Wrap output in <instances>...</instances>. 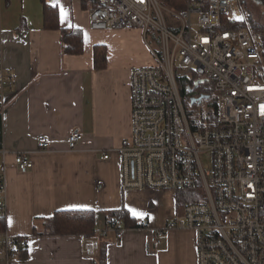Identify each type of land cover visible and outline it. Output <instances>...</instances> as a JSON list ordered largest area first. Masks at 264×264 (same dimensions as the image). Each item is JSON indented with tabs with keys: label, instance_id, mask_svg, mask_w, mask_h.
<instances>
[{
	"label": "built area",
	"instance_id": "1",
	"mask_svg": "<svg viewBox=\"0 0 264 264\" xmlns=\"http://www.w3.org/2000/svg\"><path fill=\"white\" fill-rule=\"evenodd\" d=\"M78 1L90 2L92 31L140 30L152 59L130 75L131 134L115 149L121 185L180 194L186 203L163 228L141 219L138 230L155 245L169 230L193 231L196 264H264V31L250 27L239 0H185L179 11L159 0ZM223 19L243 28H225ZM193 76L214 86L212 127L189 125L177 79ZM82 140L70 132L68 149ZM36 141L50 147L44 135ZM13 162L22 172L33 167L24 152ZM124 231L113 221L101 235L121 239ZM82 239L84 256L94 257L99 240ZM0 245L9 259L27 251L25 239L0 236Z\"/></svg>",
	"mask_w": 264,
	"mask_h": 264
},
{
	"label": "crops",
	"instance_id": "2",
	"mask_svg": "<svg viewBox=\"0 0 264 264\" xmlns=\"http://www.w3.org/2000/svg\"><path fill=\"white\" fill-rule=\"evenodd\" d=\"M58 12L62 28H80L82 55H62L60 33L44 29L42 0H0L1 136L0 216L5 234L27 240L25 259H9L0 245V264H95L85 257L82 237L33 236L42 220L55 212L92 210L96 231L105 245L106 264H196L195 234L172 229L158 245L149 231L130 229L121 239L101 233L109 211L125 208L153 229L181 215L179 194L124 191L115 149L131 134L130 75L152 63L140 30L92 31L83 3L44 0ZM106 50L104 68L94 67L93 46ZM83 140L69 150L67 136ZM50 142L37 147V136ZM24 152L32 169L19 171L13 155ZM109 154V159L103 156ZM143 213L133 216L129 209Z\"/></svg>",
	"mask_w": 264,
	"mask_h": 264
},
{
	"label": "trees",
	"instance_id": "3",
	"mask_svg": "<svg viewBox=\"0 0 264 264\" xmlns=\"http://www.w3.org/2000/svg\"><path fill=\"white\" fill-rule=\"evenodd\" d=\"M163 5L176 11L185 8V0H159ZM241 2V0H239ZM264 4V0H257ZM43 19L44 29L56 30L60 33V52L62 55L79 56L84 51V36L80 28H62L59 25L58 12L47 5L44 0ZM84 7V6H83ZM225 28L242 29L243 25L228 23L223 19ZM256 30H263V27L253 25ZM264 52V51H263ZM94 67L104 68L106 65V50L104 46L95 45L92 50ZM177 85L185 108L189 125L193 130L202 127H212L216 122V96L214 86L207 82L197 83L195 76L190 79L179 78ZM206 96L199 104H191V99L199 96ZM0 133H1V100H0ZM2 147V136L0 134V148ZM1 188V182H0ZM1 191V190H0ZM180 195V194H179ZM177 208L181 209L186 203L177 199ZM113 221H120L125 230L139 229V220L132 218L125 208L109 211L106 214V224ZM42 228L34 229L33 236H77L87 240L98 239L99 249L95 264H106L105 245L101 243V236L96 231L95 212L92 210H67L55 212L52 216L42 220ZM7 229L6 218L0 216V234H5ZM19 238V237H18ZM25 239V238H19ZM27 252L22 250L17 255V260L26 258Z\"/></svg>",
	"mask_w": 264,
	"mask_h": 264
},
{
	"label": "rangeland",
	"instance_id": "4",
	"mask_svg": "<svg viewBox=\"0 0 264 264\" xmlns=\"http://www.w3.org/2000/svg\"><path fill=\"white\" fill-rule=\"evenodd\" d=\"M240 5L242 7V10L247 18L250 27L254 31H263L258 29L256 30L255 28H253V25L264 28V4H262L257 0H241ZM83 6H84V13H86L87 16L89 11L91 10L90 2L88 4L84 3Z\"/></svg>",
	"mask_w": 264,
	"mask_h": 264
},
{
	"label": "water",
	"instance_id": "5",
	"mask_svg": "<svg viewBox=\"0 0 264 264\" xmlns=\"http://www.w3.org/2000/svg\"><path fill=\"white\" fill-rule=\"evenodd\" d=\"M200 83V82H197ZM206 96H199L191 99V104H199Z\"/></svg>",
	"mask_w": 264,
	"mask_h": 264
},
{
	"label": "snow or ice",
	"instance_id": "6",
	"mask_svg": "<svg viewBox=\"0 0 264 264\" xmlns=\"http://www.w3.org/2000/svg\"><path fill=\"white\" fill-rule=\"evenodd\" d=\"M129 211L133 214V216H143V213L137 212L135 209H129Z\"/></svg>",
	"mask_w": 264,
	"mask_h": 264
}]
</instances>
